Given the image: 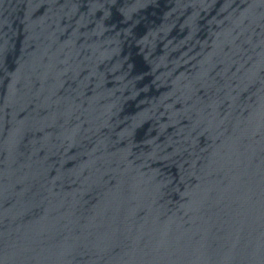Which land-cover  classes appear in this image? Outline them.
<instances>
[{
  "label": "water",
  "instance_id": "1",
  "mask_svg": "<svg viewBox=\"0 0 264 264\" xmlns=\"http://www.w3.org/2000/svg\"><path fill=\"white\" fill-rule=\"evenodd\" d=\"M0 264H264V0H0Z\"/></svg>",
  "mask_w": 264,
  "mask_h": 264
}]
</instances>
